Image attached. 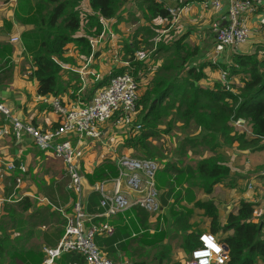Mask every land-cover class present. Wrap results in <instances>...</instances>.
Here are the masks:
<instances>
[{
	"label": "trees",
	"instance_id": "obj_1",
	"mask_svg": "<svg viewBox=\"0 0 264 264\" xmlns=\"http://www.w3.org/2000/svg\"><path fill=\"white\" fill-rule=\"evenodd\" d=\"M80 1L38 0L44 10L36 24V31L41 39L36 53L32 56V73L37 80V93L40 95L56 96L60 93L61 64L72 61V57L64 55L66 48L72 45L77 54L88 56L91 53L90 40L102 32V22L113 19L128 2L86 0L88 10H83L79 5ZM144 4L151 18L169 21L172 18L163 1L144 0ZM138 44V41L136 44H126L124 57L132 58L135 50L139 48ZM200 50L199 45L185 40V34H179L169 43H158L147 59L134 61L129 67L115 68L102 81L92 85V95L76 94V91H73L70 99L79 104L89 103L97 88L105 85L113 76L128 70L138 80L141 90L136 106L138 120L143 129L139 135L125 139L121 144V147L139 152L137 155L132 153L133 157L154 160L156 156L148 152L147 141L160 133L168 134L176 122L182 120L194 123L200 130L199 137L184 138L182 147L189 145L194 149L197 143H201L209 150H215L217 154L222 151L223 145L231 147L236 144L240 150L264 148V71L260 68L264 65V59L260 60L257 52H232L231 59L234 64L229 69V74H242L240 83L233 90L232 82L225 71H222L226 74L225 81L220 77L218 80L206 82V69L221 70L225 69V65L209 59L198 61ZM227 83L229 89L226 88ZM238 118L245 120L242 127L234 124ZM39 152L43 153L40 150ZM229 172L230 167L223 162L221 155L215 160L213 157L200 158L195 166L181 167L160 160L155 175L156 188L158 191L163 190L159 192L162 205L170 206L168 213L172 218L173 227L175 226V233L170 235L163 230L152 234L146 232L149 213L133 206L115 216L96 219L112 224L115 230L123 233V237L119 238L114 231L104 239L105 243L114 249L113 243L119 242L120 248H125L133 233L136 235L143 232L139 238L133 239L144 241L150 245V250H156L152 256L156 264H184L190 251L198 245V233L194 230L196 224L191 218L199 211V223L205 222L206 231L214 234L228 247L224 264H264V220L255 221L256 203L239 200L238 205L228 211L225 220L221 221L219 206L212 199H194L196 192L202 189L211 194L213 186L224 182ZM117 175L115 163L108 159L98 164L90 173H84L91 185L111 181ZM46 189L51 196L54 195L55 191L50 190V186ZM182 192L187 193L186 198L191 208L186 207L189 204H182L183 210L176 209L175 203L182 198ZM59 198L67 201L69 195L60 191ZM98 198L100 199L99 193H89L88 213L103 212ZM170 198L173 200L169 204ZM70 209L68 207L67 210ZM128 221L130 225L127 224ZM136 222L142 228L139 229ZM178 235L181 249L186 254L184 260L173 258L174 248L172 243H169ZM165 237L170 241L167 240L164 244L162 240ZM2 239H5V235L0 236V249ZM150 253L151 251H148L147 255ZM121 258L120 261L127 258L131 264H147L146 260H137L127 251ZM55 264L86 262L80 253L66 252L55 260Z\"/></svg>",
	"mask_w": 264,
	"mask_h": 264
},
{
	"label": "crops",
	"instance_id": "obj_2",
	"mask_svg": "<svg viewBox=\"0 0 264 264\" xmlns=\"http://www.w3.org/2000/svg\"><path fill=\"white\" fill-rule=\"evenodd\" d=\"M129 1L130 0H128V2ZM156 1H163L164 6L168 11L169 9L175 10L174 13L169 12L172 14L170 21L160 19L163 22L167 21V29L172 28L175 25L178 26L176 27L177 30H181L182 28L183 32L184 29L185 33H183L185 34V40L189 42L194 38L198 39V37L205 39V35L203 34L208 32L209 41L213 44L209 50V54H214V41L210 32V24L212 21L219 19V17L226 12L225 6H223L221 11H216L213 9H203L201 6L202 0ZM127 3L119 10L121 13L128 8L126 6ZM141 3H143V7L146 9L144 0H142ZM258 6H260V8L257 11ZM80 7L83 10H88L85 2H82ZM43 10L44 7L38 2V0H0V101H3L18 118L31 122L41 129H51L58 125V114L48 105L36 99L38 95L37 80L32 73V56L36 53L41 39L40 34L36 31V24L38 17L43 14ZM105 22L107 21L103 22L104 28ZM246 24L249 26L251 33L248 40L245 42V44L249 43V47L246 48V51L239 52V50L236 49V46L234 49L230 46L228 47L230 55L232 52L242 54H254L257 52V57L264 59V51L258 54L259 47L254 49L255 44H262L261 47L264 49L263 0L256 1V10L254 13L247 15ZM103 35L100 39L103 38ZM12 36H18L19 41L11 42L10 38ZM100 39L97 42H94V45L91 46V53L88 56L77 54V52L73 50L72 45L66 48L64 55L72 57V61L70 60L69 62L61 64V80L59 82L61 90L58 96L63 102H77L70 99V94L73 91H76V94L86 93V96L92 95L90 88L93 84L102 81L106 75L115 68L125 66L126 61H130L131 64V59L133 58H131V56H123L124 59L119 62L116 60L113 61L112 59L109 61L106 57V53L100 52ZM138 40L140 41L139 37L136 38V41ZM129 44L132 45V42H129ZM194 44L201 45V43L195 42ZM154 48L155 46H153L151 50L153 51ZM137 50L138 49H136L135 52ZM232 64H234V62H232ZM206 72L208 75V82L217 79V77L216 79L211 78L209 71L206 70ZM218 79H220V74L218 75ZM3 121L4 118L0 114V125ZM182 123L183 127L186 129L192 125L194 130L191 133L182 131V140L186 137L197 138L200 136V130L199 128H196L194 123H186V121L183 120ZM106 139H109V134L106 136ZM262 143L264 145V142ZM200 145L204 146L201 143ZM120 147L121 144L119 145L118 152ZM127 149L125 148L122 154H128L131 149ZM231 149L233 151L229 152ZM89 151L91 153L88 156V161L84 160L82 163V166L86 169V173H90L105 159L112 160L109 154H113V152L109 149V146L106 153L101 151L96 153L94 145L88 146L86 153ZM237 152L238 153H235V149L232 146L229 147L226 145V150L224 149L223 151L222 149V151L217 154V156L221 155L226 158L222 160L230 167V174L233 171L238 170L240 167H243V170H248L246 178L247 184H245L247 186L244 185L245 187L243 186V188H240L242 191L239 192L231 191L233 202L230 204H218L221 221L225 220L228 211L238 205L239 200H244L241 197V193H249L243 192L244 190L248 189V191H251L253 189V184L258 186L263 184L262 181L264 182V168L256 173L252 171L256 165L264 163V148L253 150L238 149ZM213 154L215 155V153H211L209 150L202 151V149H200V151H198V159L196 162L200 158L212 157L214 156ZM231 154L232 156H230ZM239 155H243L247 158L246 163L248 165L242 163L241 166L239 165V160L235 161ZM229 156L231 158H229ZM185 158L187 160L189 159L187 156H185ZM228 158L230 159L229 161L227 160ZM8 162H12L14 165V169L11 171L6 168ZM54 163H60L62 166L61 170L64 171V166L60 160L54 158L50 153H40L33 145L31 139L24 138L16 140L12 137H0V234L3 233L5 238H8L9 240L12 239V242L9 244L10 248L26 250V254L17 257L13 255V251L11 253L13 256L9 259L8 263L40 264L43 259V247H55L63 233V217L54 207H64L65 209H68V207L71 208L73 194L68 193L65 190V183H63L62 180L63 176L61 170L57 168ZM195 164L196 163L193 164L189 162L184 163L182 166H193ZM236 164H238V167L235 166ZM21 167H25V171H22ZM18 177L20 181L17 182L16 178ZM47 186L51 187L50 190L55 191L53 196H51L52 194H49V190L46 189ZM161 190L159 192L163 191ZM60 191H64L69 195L67 201H62L59 198ZM90 192L85 195L86 199ZM249 194L251 195V193ZM25 197L28 199H23ZM42 197L49 199L54 207L41 202L40 199ZM223 202L227 201L225 200ZM248 202L254 201L250 200L249 197ZM254 203H256V209L254 212V216L256 217L258 204L257 202ZM160 204L161 213L159 215L149 213V225L145 228V231L148 233L152 234L160 231L159 229H156L158 228V220L159 218L162 219L166 209V206L162 205L161 200ZM182 204L186 205L184 202H182ZM263 205L264 203L259 206ZM187 206L190 207V205ZM222 208L228 210L223 218L222 214H224V212L222 211ZM152 215H154V217H152ZM191 220H193V218H191ZM263 220L264 219H261V221ZM255 221H259V219L255 218ZM136 223L137 226L139 225V229L142 228L138 222ZM127 224L130 225L129 221ZM262 225L264 229L263 222ZM114 231L119 238L123 237L122 232H118V230ZM198 231L199 230L197 229L196 232L198 234L203 232ZM142 233L143 232L132 235L131 241L125 246V248H120L119 242H117L113 243L112 247H114V249H112L105 243L104 239L107 238L105 236H97L96 242L101 251L114 262H121V256L125 255L126 251L127 253L131 252V255L137 260H145L143 256L147 255L148 251L153 250H150L151 248L148 243L133 239V237L139 238ZM166 241L167 238L165 237L163 238L162 243L165 244ZM125 260H127V258ZM260 264L263 263L260 262Z\"/></svg>",
	"mask_w": 264,
	"mask_h": 264
},
{
	"label": "built area",
	"instance_id": "obj_3",
	"mask_svg": "<svg viewBox=\"0 0 264 264\" xmlns=\"http://www.w3.org/2000/svg\"><path fill=\"white\" fill-rule=\"evenodd\" d=\"M203 9L226 12L219 19L212 21L210 32L214 41V50L222 51L232 44L245 43L250 36V28L246 17L256 10V2L252 0H202ZM170 13L175 10L169 9ZM103 23V22H102ZM103 31L97 36L102 37ZM11 42L19 41L18 36H12ZM95 39L90 40L93 46ZM144 50H137L131 63L146 58ZM130 66V61L125 62ZM220 77L225 81V73ZM226 88L229 89L227 83ZM140 86L133 73L128 70L113 76L104 86L97 89L91 101L86 104L78 102L65 103L58 96L40 95L36 99L48 105L58 114V125L51 129H41L31 122L24 121L15 115L11 109L0 101V114L4 121L0 125V137L14 139H31L33 145L44 153H50L60 160L64 166L67 181L65 190L73 194L71 209L54 207L46 197L40 200L46 205L56 208L64 219V230L55 247H43V259L40 264H55L63 253H80L86 264H131L129 260L114 262L107 257L95 243V236H111L114 226L108 222L96 221L104 216L111 217L125 210L138 206L148 213L159 215L161 204L159 191L156 188L155 175L158 164L152 159H139L118 152L119 145L125 139L136 137L143 129L138 120L137 101L140 96ZM245 120L238 118L235 126L242 127ZM113 141L109 154L116 165L118 175L111 181L96 182L94 190L99 192V205L102 213L90 214L86 211V196L83 197L82 177L86 169L82 166L88 161L90 151L88 146L96 140L107 144L106 136ZM264 142V140H263ZM92 151V150H91ZM95 166V164L93 163ZM8 170H13L12 162L6 164ZM82 169L84 171H82ZM25 171V167H21ZM16 181H20L19 177ZM123 185L128 191L120 190ZM250 188V186H249ZM133 235H135L133 233ZM198 245L194 247L184 264H224L227 252L224 244L207 231L198 234Z\"/></svg>",
	"mask_w": 264,
	"mask_h": 264
},
{
	"label": "rangeland",
	"instance_id": "obj_4",
	"mask_svg": "<svg viewBox=\"0 0 264 264\" xmlns=\"http://www.w3.org/2000/svg\"><path fill=\"white\" fill-rule=\"evenodd\" d=\"M142 0H130L127 3V9L124 12H118V14L113 18L110 19L109 21L105 22V28H104V35L103 38L100 39V43H101V51L103 53H106V57L107 59L110 61L111 59L114 61L116 60L117 62L121 61L122 59H124V52L126 51V44L129 42H133L136 44V38H140V41L138 40L139 43V47L138 50H144L146 52V55L148 56L150 53H152L151 48L153 46H156L158 43L160 42H164V43H169L171 41L172 38L176 37L179 34H184L185 30L183 29L182 32V28L181 30H177L175 24L174 27L167 29V21H162L158 18H151L150 17V13L148 12L147 9H145L143 7V3H141ZM264 1V0H263ZM82 2H85V0H81L80 1V6L82 4ZM87 6V5H86ZM260 8V6L257 7V11ZM145 10V11H143ZM103 31V30H102ZM190 31V30H189ZM202 35V34H201ZM203 35H205V39H203L202 37H198V39L194 38L193 40H191V43L194 44L195 43H201L200 45V53H199V60L198 61H202L205 59H211L212 61L221 63L223 65H225V69H221V70H210V69H206L207 71H209V73L211 74V78L213 79H218V75L220 74V72L225 71L228 78L230 79V81L232 82V89L235 90L236 86L240 83V79L242 77V74H238V75H230L229 74V69L232 67V62L233 60L231 59V55L229 53V50L227 47H225L222 51H214V54H209V50L212 47L213 44L210 43V39L208 37V32L204 33ZM96 42L99 40L97 37H95ZM262 44H255L254 45V49L258 48V54H260L262 51H264V49L261 47ZM247 47H249V43H239L238 46L236 45V49L239 50V52H244L246 51ZM99 53V52H98ZM146 56V57H147ZM159 59H162L159 57ZM262 60V59H260ZM232 61V62H231ZM108 62V61H107ZM109 63V62H108ZM260 68L264 71V65H261ZM216 79V80H217ZM206 82H208V78L206 80ZM182 131H186L188 133L193 132V126L190 125L187 129L185 127H183V123L181 121H177L175 126L170 130V132L168 134H162L161 133L157 136L154 137L153 139H149L147 141V147H148V152L149 153H154L155 159L154 161H156L157 164L160 165V160H164V161H169L171 163H174L175 165H179L182 167V165L184 163H196L197 155H198V151H200V149H202V151L208 149L204 146H201L200 144L197 143V146L192 149L189 145H185V147H182ZM107 144L108 145H104L102 144L100 141H95L92 145H94V147L96 148V153H99V151L106 153L108 150V146H112L113 141H111L110 139H107ZM232 147L235 149V153H238V147L236 144L232 145ZM127 149V147H120L119 152L120 154L123 152L124 149ZM224 151V149L226 150V146H222L221 147ZM128 150V149H127ZM209 150V149H208ZM211 151V150H209ZM233 151L232 149L229 150ZM129 152V151H128ZM132 157L134 156L135 153L136 155L139 153L138 151H135V149L130 150L129 152ZM128 153V155H130ZM186 155H185V154ZM211 153H215L214 156H212L215 159H217V152L215 150H212ZM130 155V156H131ZM185 156L189 157V159L187 160L185 158ZM232 156V154L230 155ZM229 156V158H231ZM136 158V157H135ZM227 159L228 161L230 159ZM104 159V158H103ZM148 159V158H147ZM222 159H226L224 156H222ZM110 160V159H108ZM181 160V161H179ZM239 160V165L242 166V163H246L247 162V158H245L243 155H239L238 158L235 159V161ZM112 161V160H110ZM179 161V162H178ZM113 162V161H112ZM54 165L59 168L60 170L62 169V166L60 165V163H54ZM246 165H248L246 163ZM192 166V165H190ZM195 166V165H193ZM235 166L238 167V164H236ZM264 168V163H262L261 165L258 164L254 167V169L252 170L254 173L262 170ZM82 171H84L82 169ZM247 172L248 170H243V167H240L238 170L233 171L231 174L229 172L228 176L226 178H224V182L222 183H218L216 185L213 186L212 188V193L208 194L206 193L203 189L198 191V193L194 190V192H196V194L194 195L195 198L194 199H212L217 205L220 203H225V204H230L231 202H233V198L231 196V191L233 192H239L242 191L240 188H243V186L247 181ZM62 173V180L63 183H66L67 181V177L65 175V172L63 170H61ZM262 185H258L255 186L253 184V189L251 191H248V189L244 190L243 192H249L251 193V195L249 193H241V197L242 199L249 201V197L250 200L257 202L258 204V211H257V215H256V219L258 218L259 220L264 219V205L263 206H259L260 204L264 203V182L262 181ZM247 186V185H245ZM244 186V187H245ZM162 191V190H161ZM92 192H97L95 190H92L90 193ZM99 193V192H97ZM186 194L185 192H182V198L178 201V203H175L176 205V209H181L183 210V206H182V201L184 202V204H189V200L188 198H186ZM228 194V195H226ZM100 195V194H99ZM230 195V196H229ZM99 199V198H98ZM88 202V199H86ZM173 198H170L169 204L172 202ZM227 201V202H223V201ZM233 204V203H232ZM190 205V204H189ZM170 206H166L165 209V214L162 216V219L159 218L158 220V228L159 230H163L165 231L167 234H173L175 233V226L173 227L172 225V218L170 217V214L168 213V209ZM186 207H188L186 205ZM191 208V206L189 207ZM224 214H222V218L225 216V214L227 213L228 210L222 208ZM233 209V208H232ZM200 214L199 212L196 211V213L192 216L194 221V228H197L200 231H205L206 230V225L205 222H201V224L199 223L200 220V216L198 215ZM152 217H154V215H152ZM197 229H194L195 231ZM263 233H264V229H262ZM3 235V233L0 234V236ZM98 235L95 236V243L96 242V238ZM104 237V236H102ZM180 235H178L175 239L173 240H169V238H167L168 241H170L169 243H172L173 248H174V254H173V258L174 259H180V260H184L185 258V253L183 252V250L181 249L180 246ZM166 241V242H168ZM12 242V239L9 240L8 238H5L4 240H1V249H0V264H8L9 259L14 255L15 257L17 256H21L26 254V250H19V249H12L10 248L9 244ZM165 242V243H166ZM135 246V245H134ZM14 251L13 255H11V253ZM156 252V250L151 251V253L149 255H144L143 258L147 261V264H156V261L152 258L153 254ZM169 260V259H167Z\"/></svg>",
	"mask_w": 264,
	"mask_h": 264
},
{
	"label": "water",
	"instance_id": "obj_5",
	"mask_svg": "<svg viewBox=\"0 0 264 264\" xmlns=\"http://www.w3.org/2000/svg\"><path fill=\"white\" fill-rule=\"evenodd\" d=\"M231 48L234 49L235 48V44H232ZM81 181H82V185H83L82 194H83V197H84L88 192L94 190V187L89 185V182H88V180L85 177H82ZM120 190L128 191L123 185H120ZM260 227H261V225H260ZM224 250L228 251V247L226 245H224Z\"/></svg>",
	"mask_w": 264,
	"mask_h": 264
}]
</instances>
